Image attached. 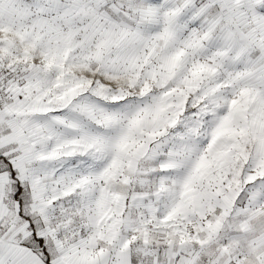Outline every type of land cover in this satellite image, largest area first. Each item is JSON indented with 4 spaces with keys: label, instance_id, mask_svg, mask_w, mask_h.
I'll return each mask as SVG.
<instances>
[{
    "label": "snow or ice",
    "instance_id": "1",
    "mask_svg": "<svg viewBox=\"0 0 264 264\" xmlns=\"http://www.w3.org/2000/svg\"><path fill=\"white\" fill-rule=\"evenodd\" d=\"M0 264H264V0H0Z\"/></svg>",
    "mask_w": 264,
    "mask_h": 264
}]
</instances>
